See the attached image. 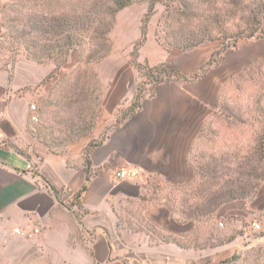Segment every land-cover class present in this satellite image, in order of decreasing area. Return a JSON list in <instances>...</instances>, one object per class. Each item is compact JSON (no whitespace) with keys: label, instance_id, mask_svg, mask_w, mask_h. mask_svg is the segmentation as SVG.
<instances>
[{"label":"crops","instance_id":"crops-1","mask_svg":"<svg viewBox=\"0 0 264 264\" xmlns=\"http://www.w3.org/2000/svg\"><path fill=\"white\" fill-rule=\"evenodd\" d=\"M11 1L0 0V35L3 9ZM140 23L136 16H118L111 54L93 65L103 113L111 120L131 105L137 90L140 75L131 53ZM219 46L208 42L169 51L149 30L138 62L168 64L186 78L159 84L135 115L116 120L99 145L89 146L92 137L81 138L60 151L39 140L29 111L47 94L52 80H46L56 65L36 63L23 51L3 56L0 49V264H229L264 247L259 235L264 232V184L253 199L218 209L222 233L234 236L226 245L183 249L146 228L180 238L195 233L196 226L179 220L168 206L173 191L195 179L191 151L216 111L221 89L247 67L228 73L239 57L233 48L221 64L195 78ZM121 172L127 175L119 177ZM83 188L79 207L73 195ZM253 221L261 224L260 231L252 228ZM16 228L41 233L27 239L15 234Z\"/></svg>","mask_w":264,"mask_h":264},{"label":"trees","instance_id":"trees-1","mask_svg":"<svg viewBox=\"0 0 264 264\" xmlns=\"http://www.w3.org/2000/svg\"><path fill=\"white\" fill-rule=\"evenodd\" d=\"M145 1L149 6L142 19L140 38L131 53V62L140 74L147 70V88L138 85L131 105L125 112L121 111L117 124L135 115L145 96L152 94L159 84L186 78L168 64L149 67L138 62L139 50L147 40L149 22L158 4H163L165 11L156 37L165 49L190 50L204 43L220 42L195 78L221 64L224 54L235 48L240 40L264 41V0H12L3 9L2 27L9 33L10 48L15 52L23 50L27 58L36 63L56 65L46 82L60 74L70 53L76 51L79 66L86 67L87 73L79 74L76 85L71 84L76 98L73 104L82 107L94 101V111L96 109L99 114L101 83L92 67L113 50L110 33L118 13ZM261 62L264 60L253 61L223 86L216 111L204 125L191 151L195 179L173 191L182 195L172 196L168 207L179 220L196 226L194 235L180 238L148 225L146 228L160 241L172 242L183 249L202 250L234 240L233 235L222 233L217 223L218 209L233 201L253 199L264 184V70L256 66ZM86 84L96 87L97 96L93 93L90 97ZM82 109L79 117L85 115V108ZM37 126L38 138L48 145L61 144V133L58 138L48 139L51 133ZM73 130L66 135L64 144L88 134L83 126H74ZM104 138L93 146L99 145ZM89 150L85 158L87 165L90 164ZM84 190L73 195L79 207ZM259 235L264 236V232Z\"/></svg>","mask_w":264,"mask_h":264},{"label":"rangeland","instance_id":"rangeland-1","mask_svg":"<svg viewBox=\"0 0 264 264\" xmlns=\"http://www.w3.org/2000/svg\"><path fill=\"white\" fill-rule=\"evenodd\" d=\"M148 6H149L148 2L146 1L134 3L133 5L120 11L117 15V18L118 16H120V18L122 19L127 16H136L141 21L140 25L142 26V19L144 15L147 13ZM164 11H165V7L163 4H158L156 6L155 12L149 22L148 31L149 30L155 31L156 34L157 30L159 29L160 21L162 19ZM116 24H117V19H116ZM111 34L112 32L110 33V39H111ZM11 42L12 41L9 37V33H7V30L5 31L3 30L2 34L0 35V49L2 50L3 56L6 55V53H10V52H12L13 54H18L20 52V51L15 52L13 49L10 48V46L12 45ZM135 43L133 44V48ZM238 44L239 45H237L235 49H237V54H238L237 56L239 57L234 64L228 66V69L230 70L228 71V73L230 72L237 73L245 66H249L253 61L264 60L263 40L261 39H252L250 41L240 40ZM77 60H79V54L76 51L71 52L67 59V62L61 66L60 74L57 75L55 78H52L51 79L52 81L50 80L52 83L48 87L47 94L44 96V98L40 100V102L36 101L38 108L40 110V117H41V121L37 125H40L42 126V128H45L44 129L45 132L51 133V136L48 139L58 138L59 134L61 133V144L48 145L39 138V140L52 151L63 150L68 146L73 145L77 142L75 140L72 143L64 144L66 135L74 131L73 130L74 126L75 127L83 126L87 128L88 134L83 138L92 137L89 146L101 141V139L106 135L107 131L115 125L116 120H118L120 117L121 111L122 113L126 111V109H122V108L119 109V113H117V117L111 120L110 118L106 117L105 114L103 113L102 103H101V111L99 112V114L97 113L96 109L94 111V104H95L94 101L90 103L88 101V103L84 104L82 107L81 104H77V105L73 104L76 98L73 96L74 91L71 90V84L74 83L76 85L77 77L79 76V74L87 73V69L84 66H78V64H76V67L72 68L73 64H75ZM256 66H262L263 68L262 70H264V62H261ZM146 72L147 70H145L143 74L139 73L140 77L138 82V85L141 84L145 88H147L145 82H148L147 79L148 77L145 75ZM86 86L88 87L90 97L93 93L94 96H97L98 91L96 87H94V85L88 86L86 84ZM101 95H102V91H101ZM82 108H85V113H84L85 115L79 117L80 115L79 110ZM37 125H35V128H38ZM41 136L42 137L45 136L44 132L41 133ZM181 195L182 194H180L179 192H175L173 193L172 196L178 197ZM67 205L70 209H73L74 207V203L71 201H68ZM79 214L80 212L78 213V215ZM234 258H233L234 260H231L229 264H264V247H260L258 249L252 250V252L245 255V257L240 263L239 261L241 259L239 256H235Z\"/></svg>","mask_w":264,"mask_h":264},{"label":"built area","instance_id":"built-area-1","mask_svg":"<svg viewBox=\"0 0 264 264\" xmlns=\"http://www.w3.org/2000/svg\"><path fill=\"white\" fill-rule=\"evenodd\" d=\"M29 111H30V121L34 124H38L41 121L40 117V110L38 108L37 103H31L29 106ZM0 118H1V113H0ZM127 174L125 172H121L118 174L119 177H125ZM252 228L256 231L261 230V224L257 221L252 222ZM15 234L23 237V238H33L34 236L38 235L41 233V230L39 228L33 229V230H27V229H21V228H16L14 230Z\"/></svg>","mask_w":264,"mask_h":264}]
</instances>
